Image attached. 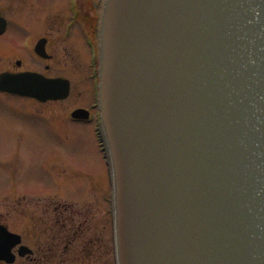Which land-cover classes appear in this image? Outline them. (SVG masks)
Here are the masks:
<instances>
[{"label": "water", "instance_id": "1", "mask_svg": "<svg viewBox=\"0 0 264 264\" xmlns=\"http://www.w3.org/2000/svg\"><path fill=\"white\" fill-rule=\"evenodd\" d=\"M101 48L121 264H264V0H108Z\"/></svg>", "mask_w": 264, "mask_h": 264}, {"label": "flooded vegetation", "instance_id": "2", "mask_svg": "<svg viewBox=\"0 0 264 264\" xmlns=\"http://www.w3.org/2000/svg\"><path fill=\"white\" fill-rule=\"evenodd\" d=\"M1 1L0 75L34 72L44 80L38 81L42 87L45 80H59L55 88L60 87L64 96L39 98L0 85V264H118L110 198L107 194L87 197L92 191L97 195L99 173L87 174L83 197L20 196V137L24 131L14 122L20 121V111L27 112L50 133L65 135L73 125L96 122L92 55H100L107 0ZM23 14L31 17L32 28L11 35ZM86 49L87 60H82ZM86 84H91L88 104L81 88L88 89ZM7 136L16 137L10 148L3 145ZM49 159L51 163L53 156ZM66 171H54L60 182L70 178L63 177Z\"/></svg>", "mask_w": 264, "mask_h": 264}, {"label": "rangeland", "instance_id": "3", "mask_svg": "<svg viewBox=\"0 0 264 264\" xmlns=\"http://www.w3.org/2000/svg\"><path fill=\"white\" fill-rule=\"evenodd\" d=\"M0 2L2 1L0 0ZM32 24L31 17L23 14L20 20L12 26L10 34L26 33L28 29L32 28ZM87 57L88 50L86 49L85 58L82 55L81 59L87 60ZM87 85L88 89L85 90L86 87L83 85L81 88L84 90L83 99L88 104L92 97L91 84ZM75 98L78 99L77 96ZM14 122L15 125H20L24 131L20 137L19 154L21 197H47L48 194H59L58 197H83L89 181L87 174L96 172L101 177V182L95 186L97 195H93L92 191L91 196L88 194L87 197H103L108 194L110 178L108 160L94 122L83 126L73 125L68 135L50 133L42 121L36 120L27 112L20 111V121ZM12 123L13 121L7 124L8 129L11 128ZM15 142L16 137L3 138L5 148L14 146ZM50 155L53 156L51 163L49 162ZM64 169L67 171L63 177L70 178L60 182L54 171H63Z\"/></svg>", "mask_w": 264, "mask_h": 264}]
</instances>
